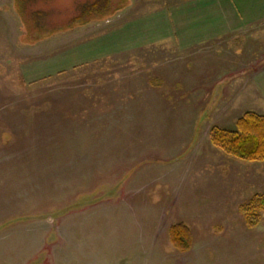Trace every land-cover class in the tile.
Segmentation results:
<instances>
[{"label": "rangeland", "instance_id": "374dc122", "mask_svg": "<svg viewBox=\"0 0 264 264\" xmlns=\"http://www.w3.org/2000/svg\"><path fill=\"white\" fill-rule=\"evenodd\" d=\"M86 2L0 1V264H264V213L248 227L240 211L264 193V161L228 157L208 137L246 111L264 115L251 80L264 25L28 78L26 62L57 50L70 26H112L71 24ZM176 222L190 229L187 251L170 243Z\"/></svg>", "mask_w": 264, "mask_h": 264}, {"label": "crops", "instance_id": "0c3cea01", "mask_svg": "<svg viewBox=\"0 0 264 264\" xmlns=\"http://www.w3.org/2000/svg\"><path fill=\"white\" fill-rule=\"evenodd\" d=\"M110 1L112 6L116 0ZM133 10L125 4L114 7L103 16L106 23H112L108 29L97 30L98 25L93 24L68 27L70 31L58 39L57 50L26 62L31 64L23 69L24 74L35 81L62 69L152 44L194 49L264 25V0H177L173 5L145 13L133 14ZM251 76L253 85L264 94V65L254 68Z\"/></svg>", "mask_w": 264, "mask_h": 264}, {"label": "trees", "instance_id": "16d2710c", "mask_svg": "<svg viewBox=\"0 0 264 264\" xmlns=\"http://www.w3.org/2000/svg\"><path fill=\"white\" fill-rule=\"evenodd\" d=\"M110 0H93L87 2L75 15L71 24L86 23L104 16L112 6ZM45 26L40 31H51ZM209 141L215 148L226 156L244 162L264 161V115L255 111H246L236 119L235 129L229 130L212 126L208 133ZM240 211L244 216L248 227H254L259 223L260 214L264 213V193H255L245 203L240 205ZM168 236L171 245L178 251H187L192 245L190 229L184 222H176L169 226Z\"/></svg>", "mask_w": 264, "mask_h": 264}]
</instances>
